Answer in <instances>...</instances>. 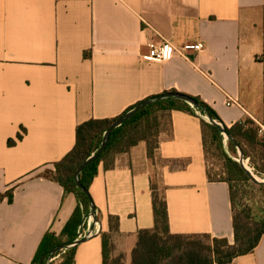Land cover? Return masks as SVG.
<instances>
[{"label":"crops","instance_id":"obj_1","mask_svg":"<svg viewBox=\"0 0 264 264\" xmlns=\"http://www.w3.org/2000/svg\"><path fill=\"white\" fill-rule=\"evenodd\" d=\"M162 38L204 48L189 61L144 58ZM171 90L198 96L228 127L246 117L264 126V0H0V194L12 190L0 202V264H31L45 233L59 234L77 206L45 176L73 148L76 127ZM207 170L200 118L181 110L152 159L142 141L112 168L101 162L88 192L100 232L119 217L114 255L129 264L138 230L153 227L155 179L171 233L233 243L229 186ZM100 232L75 245L73 264H103ZM232 264H264V234Z\"/></svg>","mask_w":264,"mask_h":264},{"label":"trees","instance_id":"obj_2","mask_svg":"<svg viewBox=\"0 0 264 264\" xmlns=\"http://www.w3.org/2000/svg\"><path fill=\"white\" fill-rule=\"evenodd\" d=\"M167 92L176 91H165L161 94ZM158 95L160 94L147 98ZM192 97L200 104L199 110L202 114L221 122L217 113L206 102L198 96ZM134 105L114 118L90 119L80 123L76 127V141L73 148L62 159L54 163L53 169L46 170L45 176L58 182L64 188L65 193H74L78 204L59 234L45 233L31 264H40L41 256H44L41 264H45L51 248L62 243L67 245L74 240L83 216L91 211L90 194H86L76 186L74 174L83 161L99 148L103 134L110 124ZM172 110L186 111L200 118L206 162L209 156H213L218 158L222 166L221 174H216L217 177L208 168V179L225 181L229 186L234 240L230 243L225 237H213L206 233H171L168 227V210L164 192L156 182H152L154 225L149 229L138 230L129 264H232L235 257L252 252L264 234V208L242 202L241 192V185L245 183H250L263 191L264 184L254 183L246 174L245 169L228 154L225 148L226 143L231 153L236 155V142L244 157L251 158L255 172L264 176V136L259 135V127L252 118L246 117L230 127L222 124L231 136V139L224 141L219 127L196 114V109L186 102L173 98L155 101L139 109L111 131L106 147L80 172L79 181L88 190L101 162L104 168H112L118 154L129 151L131 147L142 141L146 143L147 155L152 159L159 144L163 121L169 119ZM21 137V134L17 135L18 139ZM14 143L15 140H8V145ZM256 148L259 149L257 156L252 152ZM5 196L11 202L12 190L0 194V202ZM108 223L109 230L100 232L103 264H126L122 254L114 255L113 252L112 236L119 232V217L109 215ZM74 251L75 245L65 248L64 252L62 250L56 252L55 254L61 255L57 264H73Z\"/></svg>","mask_w":264,"mask_h":264},{"label":"water","instance_id":"obj_3","mask_svg":"<svg viewBox=\"0 0 264 264\" xmlns=\"http://www.w3.org/2000/svg\"><path fill=\"white\" fill-rule=\"evenodd\" d=\"M167 98L179 99V100H182V101L186 102L187 104H189L190 106L194 107L197 110V114L198 115L202 116V114H201V112L199 110L200 104L192 96H190L188 94L181 93V92H167V93L155 96V97L145 98L144 100H141L140 102L135 104L131 109H129L124 114H122L119 118H117L114 122H112L110 124V126L105 130L99 148L97 150H95L94 152H92L83 161V163L77 168V170H76V172L74 174V180H75L76 186L78 188H80L83 192H85L86 194H89L88 190L86 188H84V186H82V184L80 183L79 174L87 165H89L92 161H94L100 155V153L104 150V148L106 147L107 142L109 140L111 131L113 129H115L116 127L120 126L125 120L130 118L139 109H141V108H143V107H145L147 105H150V104L154 103L155 101L163 100V99H167ZM202 118H204V117L202 116ZM206 119L211 124L217 125L219 127V130H220V132L222 133V135L224 137V141L227 140V139H231V136L227 133V131L224 128V126L222 125V123L216 121L215 119L211 118L210 116H207ZM235 145H236V148L238 150V155H239L238 162L245 169L246 174L250 177V179L254 183H256V184H264V179L258 178L248 167H246V165L244 164L245 161H244L242 150H241L240 146L236 142H235ZM89 200H90V210H91L90 211V215L96 221V207L93 204L92 198H90ZM99 232L100 231L95 233L93 236L99 234ZM90 237H92V236H90ZM90 237H84V238L76 240L74 242H70L67 245L62 243V244L54 246L48 252V259L51 256H53L54 253H56L57 251L63 250V249L68 248V247H72V246H74V245H76L78 243H81V242H83L85 240H88ZM43 258H44V256H41L40 264L42 263Z\"/></svg>","mask_w":264,"mask_h":264},{"label":"built area","instance_id":"obj_4","mask_svg":"<svg viewBox=\"0 0 264 264\" xmlns=\"http://www.w3.org/2000/svg\"><path fill=\"white\" fill-rule=\"evenodd\" d=\"M147 51L143 55L144 58L151 61L165 62L172 58H182L184 60H191V56L194 53H199L203 50L204 45L201 41H187L182 44H175L169 39L162 38L159 42L150 41L146 45ZM226 105H238V99L231 95H226ZM197 114V110H195ZM259 127V133H264V126L252 118ZM100 231L98 222L93 219L89 214L84 215L82 223L79 226L74 241L82 239L84 237L93 236ZM64 251V249L62 250ZM48 264V263H46Z\"/></svg>","mask_w":264,"mask_h":264},{"label":"rangeland","instance_id":"obj_5","mask_svg":"<svg viewBox=\"0 0 264 264\" xmlns=\"http://www.w3.org/2000/svg\"><path fill=\"white\" fill-rule=\"evenodd\" d=\"M202 116L204 117V120L207 121V119H206L207 115L202 114ZM165 125H166V119H164V121H163L162 128ZM259 135H260V133H259ZM225 148H226L228 154L230 156H232L235 160L238 161L239 155H238L237 148H236V155L231 153V151L229 150V148H228L226 143H225ZM257 151L259 152L258 148H256L252 152L257 156V153H258ZM243 157H244V154H243ZM244 161H245L246 167H248L258 178L264 179L263 175H259V174H257L255 172L254 166H253L251 158L249 156L248 157H244ZM207 165H208V168L210 169L212 174H215V175L218 174V173L221 174L222 166H221V163L218 160V158L213 157V156H209L208 157V161H207ZM216 177H217V175H216ZM155 182L157 184L158 180L155 179ZM251 183H253V182L251 181ZM241 190H242L241 192L243 194L242 202H247V203H249L251 205H254V207L264 208V191L262 189H258L257 187L252 186L250 183H245V184H243V186L241 185ZM114 235L112 236V240L114 239ZM68 248H71V247H68ZM62 252H64V251H62ZM60 259H61V255L54 253L53 256H51L49 259H47L46 263H48V264H57L60 261Z\"/></svg>","mask_w":264,"mask_h":264},{"label":"bare ground","instance_id":"obj_6","mask_svg":"<svg viewBox=\"0 0 264 264\" xmlns=\"http://www.w3.org/2000/svg\"><path fill=\"white\" fill-rule=\"evenodd\" d=\"M245 164V163H244Z\"/></svg>","mask_w":264,"mask_h":264}]
</instances>
